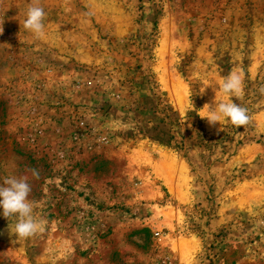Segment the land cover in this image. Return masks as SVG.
I'll return each mask as SVG.
<instances>
[{
	"label": "rangeland",
	"instance_id": "rangeland-1",
	"mask_svg": "<svg viewBox=\"0 0 264 264\" xmlns=\"http://www.w3.org/2000/svg\"><path fill=\"white\" fill-rule=\"evenodd\" d=\"M215 97L250 123L209 125ZM12 176L43 231L0 209V264H264V0H0Z\"/></svg>",
	"mask_w": 264,
	"mask_h": 264
},
{
	"label": "clouds",
	"instance_id": "clouds-1",
	"mask_svg": "<svg viewBox=\"0 0 264 264\" xmlns=\"http://www.w3.org/2000/svg\"><path fill=\"white\" fill-rule=\"evenodd\" d=\"M45 10L39 6H32L27 11L24 27L33 32L37 37L45 35L44 18ZM243 75L239 72H230L219 84V90L227 97H239L242 94ZM209 125H215L225 118L237 127H244L250 123L248 110L233 100L224 99L207 105V114L203 117ZM33 175L37 173L33 172ZM32 191L26 177H9L0 184V209L6 218L15 217L14 232L18 239H26L43 231V221L33 214V205L29 200Z\"/></svg>",
	"mask_w": 264,
	"mask_h": 264
}]
</instances>
